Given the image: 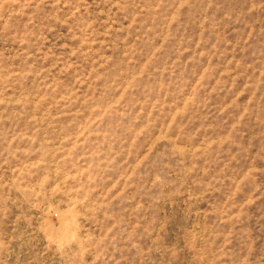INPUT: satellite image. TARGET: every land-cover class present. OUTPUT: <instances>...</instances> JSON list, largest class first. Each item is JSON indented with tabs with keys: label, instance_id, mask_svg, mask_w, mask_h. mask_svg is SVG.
I'll return each mask as SVG.
<instances>
[{
	"label": "rangeland",
	"instance_id": "374dc122",
	"mask_svg": "<svg viewBox=\"0 0 264 264\" xmlns=\"http://www.w3.org/2000/svg\"><path fill=\"white\" fill-rule=\"evenodd\" d=\"M0 264H264V0H0Z\"/></svg>",
	"mask_w": 264,
	"mask_h": 264
}]
</instances>
